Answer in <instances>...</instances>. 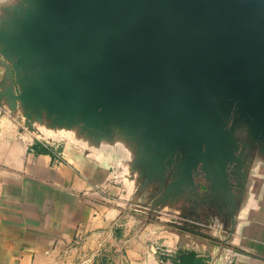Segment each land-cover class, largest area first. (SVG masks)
I'll return each mask as SVG.
<instances>
[{"label": "water", "instance_id": "1", "mask_svg": "<svg viewBox=\"0 0 264 264\" xmlns=\"http://www.w3.org/2000/svg\"><path fill=\"white\" fill-rule=\"evenodd\" d=\"M0 111L122 149L135 213L224 250L264 164V0L3 2Z\"/></svg>", "mask_w": 264, "mask_h": 264}, {"label": "crops", "instance_id": "2", "mask_svg": "<svg viewBox=\"0 0 264 264\" xmlns=\"http://www.w3.org/2000/svg\"><path fill=\"white\" fill-rule=\"evenodd\" d=\"M49 136L0 111V264H181L191 254L203 264H264V164L222 250L135 213L125 157ZM39 143L49 153L35 152Z\"/></svg>", "mask_w": 264, "mask_h": 264}, {"label": "rangeland", "instance_id": "3", "mask_svg": "<svg viewBox=\"0 0 264 264\" xmlns=\"http://www.w3.org/2000/svg\"><path fill=\"white\" fill-rule=\"evenodd\" d=\"M8 0H0V4L3 3V2H7ZM51 138V141H60V142H69L71 140L70 136L69 135H66V134H62V135H59V136H49L48 139ZM106 153H110V154H117V157H127L126 153L122 150V149H118V151H114V152H110L111 150H105ZM126 164L123 165L120 169V172L123 174L125 173V168H126ZM128 191H129V188H128ZM132 192V190L130 191ZM131 197V195H130ZM130 197H129V201H130ZM144 199V198H143ZM141 201H143L141 199ZM131 202V201H130ZM133 205L132 206H135L136 203H137V207L139 206L140 209H144V210H148L149 208L145 205H142V204H139L138 200H132L131 202ZM135 208V207H134ZM168 212L167 213H164L163 216H162V219L165 220V221H169L171 217H173L175 215V210L174 209H170V210H167Z\"/></svg>", "mask_w": 264, "mask_h": 264}, {"label": "trees", "instance_id": "4", "mask_svg": "<svg viewBox=\"0 0 264 264\" xmlns=\"http://www.w3.org/2000/svg\"><path fill=\"white\" fill-rule=\"evenodd\" d=\"M35 152L39 154H46L49 153V150L39 143L35 146ZM180 262L181 264H203L202 260L197 259L196 256L193 254L182 257Z\"/></svg>", "mask_w": 264, "mask_h": 264}, {"label": "built area", "instance_id": "5", "mask_svg": "<svg viewBox=\"0 0 264 264\" xmlns=\"http://www.w3.org/2000/svg\"><path fill=\"white\" fill-rule=\"evenodd\" d=\"M231 264V263H230Z\"/></svg>", "mask_w": 264, "mask_h": 264}]
</instances>
